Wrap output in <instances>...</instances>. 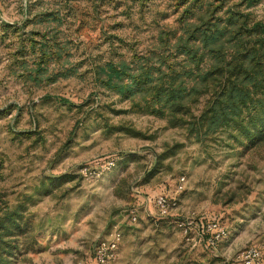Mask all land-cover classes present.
<instances>
[{
    "label": "rangeland",
    "instance_id": "obj_1",
    "mask_svg": "<svg viewBox=\"0 0 264 264\" xmlns=\"http://www.w3.org/2000/svg\"><path fill=\"white\" fill-rule=\"evenodd\" d=\"M115 230L110 264L264 261V0H0V264Z\"/></svg>",
    "mask_w": 264,
    "mask_h": 264
},
{
    "label": "built area",
    "instance_id": "obj_2",
    "mask_svg": "<svg viewBox=\"0 0 264 264\" xmlns=\"http://www.w3.org/2000/svg\"><path fill=\"white\" fill-rule=\"evenodd\" d=\"M107 165L112 161L107 160ZM181 178L179 181L182 182ZM181 185V184H180ZM179 185V187H181ZM153 203L159 214H165L170 208V199L165 193L158 194ZM195 219L194 226L202 244H205L211 250L216 248L227 236V231L220 224V219L200 218ZM134 218V217H133ZM121 232L113 231L108 236L99 240L92 250V261L94 264H110L117 258ZM240 264H264L260 251L253 246L247 247L239 254Z\"/></svg>",
    "mask_w": 264,
    "mask_h": 264
},
{
    "label": "trees",
    "instance_id": "obj_3",
    "mask_svg": "<svg viewBox=\"0 0 264 264\" xmlns=\"http://www.w3.org/2000/svg\"><path fill=\"white\" fill-rule=\"evenodd\" d=\"M211 218V219H220V217L218 215H213V214H203L201 215L200 218ZM203 246L206 248V249H209V251H211V249L209 247H207L205 244H203Z\"/></svg>",
    "mask_w": 264,
    "mask_h": 264
}]
</instances>
